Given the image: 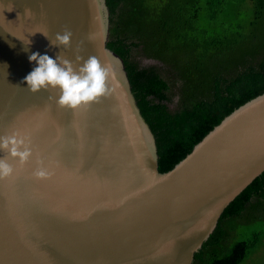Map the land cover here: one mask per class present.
Masks as SVG:
<instances>
[{"label": "water", "instance_id": "1", "mask_svg": "<svg viewBox=\"0 0 264 264\" xmlns=\"http://www.w3.org/2000/svg\"><path fill=\"white\" fill-rule=\"evenodd\" d=\"M110 16L107 0H0V136L18 132L33 151L25 165L9 158L16 173L0 180V264H194L264 173V93L160 172L125 61L108 47ZM65 27L67 59L96 55L113 73L111 95L75 111L23 83L38 66L30 54L61 51L39 32ZM42 167L47 179L34 175Z\"/></svg>", "mask_w": 264, "mask_h": 264}, {"label": "trees", "instance_id": "2", "mask_svg": "<svg viewBox=\"0 0 264 264\" xmlns=\"http://www.w3.org/2000/svg\"><path fill=\"white\" fill-rule=\"evenodd\" d=\"M121 56L171 170L235 109L264 93V0H107ZM157 61L147 65L141 60ZM255 227L241 240L244 228ZM264 243V173L231 205L194 264H242Z\"/></svg>", "mask_w": 264, "mask_h": 264}, {"label": "clouds", "instance_id": "3", "mask_svg": "<svg viewBox=\"0 0 264 264\" xmlns=\"http://www.w3.org/2000/svg\"><path fill=\"white\" fill-rule=\"evenodd\" d=\"M39 33L49 39L51 47L60 48L61 51L55 59L47 54L41 55L39 52L29 55L30 62L38 65L23 81L31 93L38 94L49 89L56 91L59 97L55 99L57 105L73 111L99 103L101 98L111 95L109 81L113 73L98 56L90 55L85 60L77 54L75 64L65 57L62 50L72 47L74 35L69 28L65 27L63 33H57L54 39L47 32ZM30 43L31 41L26 45ZM80 50L78 48L77 52ZM0 150L6 154L4 158H0V180L11 179L16 173V169L9 163V158L20 165H25L33 156L30 142L25 136L15 131L0 136ZM34 175L38 179H47L49 172L42 167Z\"/></svg>", "mask_w": 264, "mask_h": 264}, {"label": "rangeland", "instance_id": "4", "mask_svg": "<svg viewBox=\"0 0 264 264\" xmlns=\"http://www.w3.org/2000/svg\"><path fill=\"white\" fill-rule=\"evenodd\" d=\"M141 61L147 65H151V64L157 65V61L155 60L142 59ZM254 230L255 227L244 228L243 236L241 237V240H248L250 237H252ZM242 264H264V243L263 246L255 250H252L251 253L249 254V257Z\"/></svg>", "mask_w": 264, "mask_h": 264}]
</instances>
